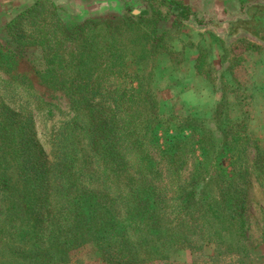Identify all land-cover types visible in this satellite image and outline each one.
I'll list each match as a JSON object with an SVG mask.
<instances>
[{
  "label": "rangeland",
  "instance_id": "1",
  "mask_svg": "<svg viewBox=\"0 0 264 264\" xmlns=\"http://www.w3.org/2000/svg\"><path fill=\"white\" fill-rule=\"evenodd\" d=\"M50 1L64 18L68 30L65 31V36L71 33L74 23L81 27L83 21L85 23L87 20L92 21V23H118L121 19H128L137 27L139 26L136 28L142 31L145 37L143 40H139L137 36L140 34L134 28L127 29L128 27H126L127 33L122 31L116 33L117 37L114 41L117 46L115 51L123 56L121 67H124L130 74L143 77L138 83L133 82L132 84L138 90L140 83L142 93L135 98L131 96L128 98L133 103V112L130 115L131 124L140 120L146 127L147 120L153 119L147 106L143 103L146 100V96L143 97L144 91L150 90L148 97L154 101L157 119L150 131L147 132L146 139L141 141V151L149 149V153L140 162L139 169L142 170L141 176L147 177L148 171L157 165L161 170V176L156 180L159 181V189L169 179L176 181L173 176L170 177L167 174L161 152H164L173 141L181 140L191 134V128L186 125H198L200 128L196 130L197 135L201 130L211 133L220 151L222 147L219 145L220 143L223 144L225 131L231 125L244 122V115L248 111V101L253 89L264 84V43L241 32L235 35L236 37L229 38V29L226 23L215 22L212 24L213 27L208 28L209 26H207L204 28L205 30L203 29L204 31L200 30L202 29L200 26L203 25L202 22L189 24V22L176 19L179 12L177 10L169 11L159 0ZM252 6L242 4V16L232 22L247 20L249 18L246 15L247 9ZM83 11H87L88 14L78 18V15L80 16ZM21 12L15 11L14 15L16 16L13 19L18 17ZM51 15L53 16L50 10L47 17L43 19L44 22L36 25L40 27L37 31L46 38L41 49L38 47L35 49L34 45L26 44L29 46L27 49L18 50L13 36H8L6 33L8 22H0V50L3 54L11 55L10 52L14 53L16 67L11 78H17L19 81V83L13 84L15 94L23 100H30L32 103L30 110L34 114L33 141L45 155L49 154L48 140L50 135L61 124L75 117L74 109L71 108L60 85L62 86L71 79H74L76 83L88 79L87 76L73 78L79 71L84 72L83 69L78 68L77 55L97 53L94 55L98 58V62L96 64L90 62L89 66L99 69L98 78L92 77V80L99 81L101 84L99 94H103L108 88L109 82L115 78L113 73L106 70L110 64L108 59L104 58L106 54H101L108 48L106 40L105 46L103 44L94 45V43L99 44L100 41L97 39L86 40L87 38L83 37V34L80 37L60 40L59 35H56L55 32L58 29L52 24ZM88 25L91 26L89 23L85 26ZM20 29L14 32L15 37L22 36L17 35ZM217 30L223 33L225 39L219 38ZM83 33L88 37L90 32L85 29ZM17 44L19 45V42ZM182 46L184 51H194L195 48H199L198 53L201 52L197 66L204 69L207 76L203 77L206 78V81L198 78L196 90L191 89L192 85L187 82L186 77L184 80H182V75L176 78V67L181 65L185 55L181 51L177 52ZM145 53L153 55L146 56ZM52 55L59 56L61 67H65V65L75 67V72L71 73L68 69L63 71L53 65L46 70L47 77L52 78L54 83H44L40 79L41 76L39 78L35 65L37 61ZM203 58L204 60H202ZM65 61H68V64H65ZM119 62L118 57H115L113 64L120 66ZM253 69H260L261 77L258 85L253 80ZM185 75H188L187 72ZM9 77L0 69V83L5 84L10 80ZM187 86L189 89L186 88ZM99 94L98 100L102 97ZM188 94L189 96H187ZM222 97H226L222 104H217V106L212 104L211 106V103L216 99L219 102ZM238 112L242 115L239 116ZM84 116L87 118L88 114H84ZM179 119L185 121L184 123L181 121V126L176 128ZM140 136L143 135H137L138 140H140ZM138 145L139 143H137ZM84 146L85 144L82 145L81 142L79 155L83 158V167L87 173H91L94 170L95 162ZM0 153L2 156L4 154V158L9 163V166L0 165V232L2 231V238L8 239L9 249L22 252V255L16 259V264H53L55 259L59 260L58 264H107L92 240L84 245H76V248L69 250V245L65 243V240L69 239L73 226L65 225L62 220L57 221L54 229L42 231L38 228L34 233L33 227L37 223L34 217L35 214H38L37 208L34 207L38 205L39 201L38 198L36 199L38 189H32L30 181L26 178L23 180L19 176L20 170L16 168L15 162L10 156V150L0 147ZM253 153L251 151L252 160L254 158ZM196 154L199 156L197 147ZM131 157L128 155L125 160L119 161L120 165L122 166ZM229 162L227 154L224 152L220 154L218 159L209 164V174L204 180L195 176L200 180L199 184L194 186L199 189L197 200L203 199L209 201L210 204L214 202L220 204L225 217H227L222 227L226 231L224 239L212 237L213 240L210 243L202 244L200 233L203 230L201 228L206 227H202L203 221L201 223L195 222L197 217L195 209L190 211L189 220L186 219L185 214L179 211H163L161 219L163 223L174 219L177 222L174 224V230L178 231L180 226L179 232L191 231L193 235L191 239L194 242H190L188 247L178 248L177 246L169 254L167 260H152L148 261L147 264H264L263 190L253 178L242 174L237 177V181L240 180L242 186L246 182L245 190L238 187L237 190L232 189L230 194L223 196L221 186L224 184H221L220 179L224 171L228 173L227 176L231 177ZM256 163L264 171V154L262 152L260 159L257 156ZM176 169L185 178L188 177L187 173H190L186 168L176 167ZM3 178L7 179L6 183L3 182ZM133 179H135V175L131 166L126 173H122V169H120L115 175L100 170L95 179L85 180L83 188H85L84 191L88 190L87 193L91 196V201H98L97 197H99L103 203L105 197L110 195L108 197L109 206L98 211L101 215H105L106 211H111L109 210L110 205L118 203L120 207H123L124 203L120 202L118 194L129 187ZM187 180L189 181V178ZM26 186H29V189L27 188L29 193ZM39 194H42L41 190ZM92 195L97 196L95 198ZM126 196H128L127 192ZM126 196L124 195V197ZM42 205L43 202L41 201L40 206L42 207ZM127 208L125 207V209ZM38 212L41 214V216L38 214V223H40L43 212L46 213L47 211ZM77 215L79 219L74 224L77 230L81 228L95 230L96 226L88 225L85 227V223L89 222V211H78ZM230 215L233 216L232 224H230ZM124 218H126L124 221H128V217ZM106 227H109V223H106ZM188 242L189 240L185 241V244ZM1 251L5 256L8 255L6 248L1 249ZM142 258L145 259L144 256Z\"/></svg>",
  "mask_w": 264,
  "mask_h": 264
},
{
  "label": "trees",
  "instance_id": "2",
  "mask_svg": "<svg viewBox=\"0 0 264 264\" xmlns=\"http://www.w3.org/2000/svg\"><path fill=\"white\" fill-rule=\"evenodd\" d=\"M162 4L169 11L177 10L179 12L177 16L182 20H187L191 16L189 8L179 2L163 0ZM50 10L54 16L51 15L52 24L58 29L55 32L56 35H59L60 40L80 37L83 34V37L87 38L86 40L97 39L100 41L99 44L94 43L97 46L100 44L105 46L108 42L107 50L101 54H106L104 58L110 62L106 70L113 73L115 78L109 82L105 92L99 94L101 84L99 81L92 80V77H97L99 69L89 66L90 62L95 64L98 62V58L95 56L97 53L77 55L78 68L83 69L84 72L79 71L73 78L87 76L88 79L77 83L71 79L62 86L60 85L71 108L74 109L75 117L61 124L50 135L49 154L45 155L33 141L34 114L30 110L32 103L15 94L13 84L19 83V81L17 78H11L16 67L14 53L3 54L0 50V69L10 76L8 82L0 83V147L10 150V156L15 162L16 168L20 170L19 176L23 180L28 179L32 189H38L36 199L38 198L39 201L38 205L34 207L37 208V213L39 214L38 211H47L43 212L40 223H38V214H35L34 219L38 224L36 223L33 227L34 233L38 228L42 231L54 229L57 221L62 220L65 225L73 226L69 239L65 240V243L69 245V250L76 248V245H84L92 240L107 264H147L152 260H167L169 254L177 246L178 248L188 247L190 242H194L191 239L193 236L191 231L179 232L180 226L178 231L174 230V224L177 223L174 219L163 223L162 212L179 211L185 214L186 219L189 220L190 211L195 209L197 211L195 222L203 221L201 225L206 227L201 228L203 230L200 233L202 244L210 243L213 240L212 237L223 240L226 231L222 227L227 217H225L220 204L215 202L210 204L209 201L203 199L197 200L199 189L194 186L199 184L200 179H205L209 174V164L224 152L230 161L231 177L227 176L228 173L225 171L222 173L220 182L224 184L221 186L223 196L230 194L232 189L237 190L238 187L245 190L246 182L242 186V182L237 181V177L242 174L253 178L264 193V171L256 163L257 156L260 159V155L256 151V146L252 145L251 139L246 135L245 124L231 125L225 131L223 144L219 145L222 147L220 151L211 133L201 130L197 135L196 130L200 128L198 125H186L191 128V134L181 140L173 141L164 152H161L167 174L170 177L173 176L176 181L169 179L163 183L162 188L165 190L159 189V181L156 180L161 176V170L157 165L148 171L147 177L141 176L142 170L139 169L140 162L149 153V149L141 151V141L146 139L147 132L150 131L157 119L154 101L148 97L150 90L144 91L143 97L146 96V100L143 103L147 106L153 119L147 120L146 127L140 120L131 124L130 115L133 112V103L128 98L129 96L135 98L142 93L140 83L138 90L132 84L133 82L138 83L143 77L130 74L124 67H121L123 56L115 51L116 33L126 32V27H128L127 29L134 28L140 34L137 36L139 40L145 39L142 31L137 29L139 26L137 27L128 19H121L118 23H92L87 20L85 23L83 21L81 27L74 23L71 33L65 36L67 28L58 9L48 1H36L22 10L18 17L7 23L6 33L8 36H13L18 50L27 49L29 46L26 44L34 45L35 49L42 48L46 38L37 31L40 27L36 25L44 22L43 19L47 17ZM246 15L249 17L247 20L227 23L229 38L241 32L264 43V6H252L247 9ZM86 23L91 26L86 27ZM19 29L20 32L17 35L22 36L15 37L13 34ZM85 29L96 35L89 33L87 37L83 33ZM48 45L50 46V43ZM145 55L152 56L153 54L145 53ZM115 57H118L120 66L113 64ZM59 60L58 55H52L37 61L35 69L44 83H54L52 78L47 77L46 70L53 65L63 71L68 69L71 73L75 72V67H67V65L61 67ZM65 64H68V61H65ZM196 70L198 74L207 76L204 69L197 66ZM98 94L102 95L100 100L97 99ZM84 114H88V117L85 118ZM181 121L184 123L185 120L179 119L176 128L181 126ZM141 134L143 136H140V140H138L137 135ZM198 136L199 139H197ZM81 142L82 145L85 144L84 147L95 162L94 170L91 173H87L83 167V158L79 155ZM137 143H139L138 146ZM196 147L199 150V156L196 154ZM253 149H255V154L253 153L252 160L251 151ZM128 155L132 157L123 164L124 166H121L119 161L125 160ZM7 161L4 154L2 156L0 153V165L9 166ZM130 166L135 179L131 181L129 187L118 194L120 202L124 203L123 207H120L118 203L110 205L109 210L111 211H106L105 215H101L98 211L109 206L108 197L110 195L105 197L104 204L99 197H97L98 201H91V196L87 193L88 190L84 191L85 188H83L85 180L95 179L100 170L101 172L107 171L111 175H115L120 169H122V173H126ZM176 167L188 169L190 172L187 173L188 177L185 178L182 173H178ZM3 182L6 183L7 179L3 178ZM27 188L29 189V186H26V190ZM40 190L42 194H39ZM175 190L176 193H174ZM126 192L128 196H126ZM95 196L97 195H92V197ZM41 201L43 202L42 207L40 206ZM125 207L128 208L125 209ZM78 211H89V222L85 223V227L96 226L95 230L76 229L74 224L79 219ZM39 215L41 216V214ZM124 217H128V221H124L126 219ZM232 218L233 216L230 215V224H232ZM106 223H109L108 228ZM187 240L189 242L185 244ZM3 248L8 250L7 256L1 251ZM21 255L22 252L8 248V239L2 238L1 231L0 264H16V259ZM58 263L59 260L56 259L53 262V264Z\"/></svg>",
  "mask_w": 264,
  "mask_h": 264
},
{
  "label": "crops",
  "instance_id": "3",
  "mask_svg": "<svg viewBox=\"0 0 264 264\" xmlns=\"http://www.w3.org/2000/svg\"><path fill=\"white\" fill-rule=\"evenodd\" d=\"M29 1L0 0V22L2 23L9 22L14 18V16H16L14 15L15 11L19 13L21 12V10H24L25 8L29 7L36 1H43V0H29ZM45 1L51 2L50 0H45ZM159 1L163 3V0H159ZM165 1L179 2L184 6H186L187 8H189V11L191 13L190 18L187 20H182V19L181 20L186 23L189 22V24H192L194 22H202L203 25L200 26V28L202 29L200 30L207 28V26H209L208 28L213 27L212 24L215 22H221L227 24L229 22L238 19L239 17L242 16L241 14L242 4L245 5L250 4L253 6H264V0H165ZM86 14H88L87 11L85 12L83 11V13H81L80 16L78 15V18H82V16ZM176 19H180V18H178V16L176 15ZM217 34L219 38L225 39L224 35H222L223 33H221L220 31H218ZM234 37L236 36H232V38ZM182 48L184 47L182 46L180 50L177 51V52L181 51L185 53V55L181 65L176 67L175 70L177 75L176 78L182 75V80H184V78L186 77L187 82L192 85L191 89L196 90L198 88L196 85V81L199 80L198 78L206 81L205 80L206 78L205 79L203 78L206 76L198 74L196 70L197 61L201 56V52L198 53L199 48H195L194 51L188 49H185L188 51H184ZM252 71H253L252 72L253 80L256 82V85H258L259 78L261 77L260 69L259 70L253 69ZM186 72L188 74L187 76L185 75ZM263 76H264V70H263ZM262 86H264V84H260V86L257 87V89H253L251 93V98L248 101L249 102V106L247 108L248 111L244 115V122L237 123V125L241 123L245 124L246 135L251 139L252 145L256 146L257 148L256 151H258L257 152L258 155H260L261 152L264 154V89H262ZM186 88L189 89L188 86ZM187 96H189V94ZM222 98L219 99V102L218 99H216L213 103H211V106L212 104L214 106H217V104H222L226 100V97L223 98V101ZM237 114L239 116L242 115L239 112ZM252 152H254L255 154V149H253Z\"/></svg>",
  "mask_w": 264,
  "mask_h": 264
}]
</instances>
